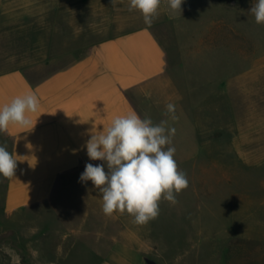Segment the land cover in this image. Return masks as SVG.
Masks as SVG:
<instances>
[{
    "label": "rangeland",
    "instance_id": "374dc122",
    "mask_svg": "<svg viewBox=\"0 0 264 264\" xmlns=\"http://www.w3.org/2000/svg\"><path fill=\"white\" fill-rule=\"evenodd\" d=\"M5 1L0 72L20 68L34 80L79 60L102 39L143 22L139 11L128 10L129 0H118L115 7L111 0ZM195 1L181 5L184 11L188 6L185 18L162 0L154 20L177 86L186 73L195 75L197 50L211 54L213 41L221 49L233 43L230 28L249 31L253 54L264 52V25L249 13L256 0H197L199 11L191 14ZM236 40L237 48L248 50L247 40L245 46L240 35ZM159 117L156 123L163 120ZM203 169L189 170L188 198L180 192L175 204L163 195L159 201L177 209L188 202L190 211L182 213L187 220L180 222L178 210L160 211L149 227L131 229L133 239L122 237L128 229L110 219L114 214L106 223L99 213L85 211L91 205H83L76 191L59 205L0 216V264H264V164L235 163L231 157L218 171L211 164ZM200 203L202 209H196ZM165 215L173 218L165 221ZM125 248L133 259H107Z\"/></svg>",
    "mask_w": 264,
    "mask_h": 264
},
{
    "label": "crops",
    "instance_id": "0c3cea01",
    "mask_svg": "<svg viewBox=\"0 0 264 264\" xmlns=\"http://www.w3.org/2000/svg\"><path fill=\"white\" fill-rule=\"evenodd\" d=\"M191 2L194 0H185L182 5ZM195 3L191 14L199 11L197 0ZM5 7L6 1L0 0V14ZM187 7L179 12L181 17L189 13ZM142 21L102 39L79 60L41 79L29 78L20 68L0 72V108L28 94L39 100L38 110L26 113L31 121L27 127L10 123L0 133V143L17 160L15 177H0V216L59 205L76 191L83 205H91L85 211L99 213L107 223L109 216L103 215L99 190L91 181H80L87 163L105 162L89 160L84 145L92 131L106 132L116 117L132 112L154 124H158L157 116L163 117L167 128L176 129L171 146L178 148L174 159L188 181L192 179L190 169L198 171L200 166L203 172V165L211 164L218 171L231 157L235 163L264 164V52L253 54L249 31L230 28L235 35L231 45L221 49L213 41L211 54L197 50L195 75L186 73L177 86L156 24L149 27ZM236 34L244 46L247 40L248 50L237 48ZM168 103L175 105V120L164 114ZM229 174L230 169L226 177ZM183 194L186 198L192 194L189 185ZM202 205L195 208L202 209ZM190 209L188 202L180 209L159 202V212L178 210L181 223L188 218L182 213ZM113 214L110 219L128 229L123 238L133 239L131 229L150 226L151 220L143 225L133 223L127 212ZM172 218L165 215V221ZM116 253L107 259H133L126 248Z\"/></svg>",
    "mask_w": 264,
    "mask_h": 264
},
{
    "label": "clouds",
    "instance_id": "9594fccd",
    "mask_svg": "<svg viewBox=\"0 0 264 264\" xmlns=\"http://www.w3.org/2000/svg\"><path fill=\"white\" fill-rule=\"evenodd\" d=\"M118 0H111L113 7ZM162 0H129L128 10H137L149 27L158 18ZM168 7L181 13L183 0H166ZM249 13L255 22L264 25V0H256ZM39 100L36 95L16 97L10 104L0 108V133L8 129L10 123L27 127L31 121L26 113L36 112ZM165 115L175 116V105L166 104ZM166 120L158 124L148 118H141L135 112L118 116L106 132L95 134L84 145L89 160L105 163H87L80 175V181H91L102 196L103 213L111 216L119 211L127 212L132 222L138 225L148 223L159 215V201L177 203L176 196L189 185L187 175L178 170L174 159L175 147L171 137L175 128H167ZM17 160L0 143V177H15Z\"/></svg>",
    "mask_w": 264,
    "mask_h": 264
}]
</instances>
